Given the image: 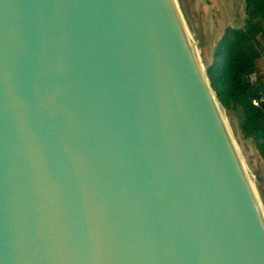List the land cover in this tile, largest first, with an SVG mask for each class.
<instances>
[{
	"label": "water",
	"instance_id": "water-1",
	"mask_svg": "<svg viewBox=\"0 0 264 264\" xmlns=\"http://www.w3.org/2000/svg\"><path fill=\"white\" fill-rule=\"evenodd\" d=\"M220 105L178 0H0V264H264Z\"/></svg>",
	"mask_w": 264,
	"mask_h": 264
},
{
	"label": "trees",
	"instance_id": "trees-1",
	"mask_svg": "<svg viewBox=\"0 0 264 264\" xmlns=\"http://www.w3.org/2000/svg\"><path fill=\"white\" fill-rule=\"evenodd\" d=\"M261 62L264 63V0H246L245 25L226 29L206 67L226 112L231 117L236 116L264 158V71ZM251 73L257 74L255 84L247 79ZM254 99L261 101L260 106L253 103Z\"/></svg>",
	"mask_w": 264,
	"mask_h": 264
},
{
	"label": "rangeland",
	"instance_id": "rangeland-1",
	"mask_svg": "<svg viewBox=\"0 0 264 264\" xmlns=\"http://www.w3.org/2000/svg\"><path fill=\"white\" fill-rule=\"evenodd\" d=\"M187 24L197 41L203 61H212L216 48L229 26L243 27L246 0H178ZM203 44V46H202ZM262 71L264 63L261 62ZM236 143L255 178L264 203V158L255 141L246 135L244 126L226 112ZM262 193V195H261Z\"/></svg>",
	"mask_w": 264,
	"mask_h": 264
},
{
	"label": "built area",
	"instance_id": "built-area-1",
	"mask_svg": "<svg viewBox=\"0 0 264 264\" xmlns=\"http://www.w3.org/2000/svg\"><path fill=\"white\" fill-rule=\"evenodd\" d=\"M247 79H248V81H249L251 84H255L256 81H257V74H256V73H251L250 75H248ZM253 103H254L256 106H260L261 101H260L259 99H254V100H253Z\"/></svg>",
	"mask_w": 264,
	"mask_h": 264
},
{
	"label": "bare ground",
	"instance_id": "bare-ground-1",
	"mask_svg": "<svg viewBox=\"0 0 264 264\" xmlns=\"http://www.w3.org/2000/svg\"><path fill=\"white\" fill-rule=\"evenodd\" d=\"M191 42L194 44L192 38H191ZM221 106V105H220ZM220 110H221V113L223 115V117H225L226 113H225V110L222 108V106L220 107ZM226 118V117H225Z\"/></svg>",
	"mask_w": 264,
	"mask_h": 264
}]
</instances>
